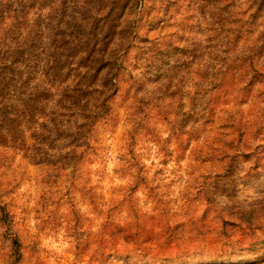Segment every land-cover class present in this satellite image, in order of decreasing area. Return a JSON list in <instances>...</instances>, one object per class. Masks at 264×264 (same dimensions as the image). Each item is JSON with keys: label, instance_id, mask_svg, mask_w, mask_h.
<instances>
[{"label": "rangeland", "instance_id": "obj_1", "mask_svg": "<svg viewBox=\"0 0 264 264\" xmlns=\"http://www.w3.org/2000/svg\"><path fill=\"white\" fill-rule=\"evenodd\" d=\"M80 1L30 4L11 44L12 105L25 112L45 86L70 87L51 98L62 107H91L77 88L100 87L99 70L118 84L116 122L98 126L81 172L72 112L49 140L24 118L0 140L22 264H264V20L250 25L249 0L214 19L196 1L130 4L92 55Z\"/></svg>", "mask_w": 264, "mask_h": 264}, {"label": "trees", "instance_id": "obj_2", "mask_svg": "<svg viewBox=\"0 0 264 264\" xmlns=\"http://www.w3.org/2000/svg\"><path fill=\"white\" fill-rule=\"evenodd\" d=\"M42 0H0V140L6 137H11L17 134V122L19 119L24 118L23 125L29 131L36 132V135L44 138L43 141L49 140L54 135V132L61 128L63 125L60 121V116L64 115L68 117V112H72L76 121V131L72 136L75 142V148L70 153V158L73 163V170L81 172L82 167L89 156H96V148L94 146V134L98 130V126L108 127L116 122L113 110V99L118 93V84L114 77L108 78V76L99 77V70L96 71V79H99L98 86H90L83 91L81 88H77V93H81V96L93 94L96 97L95 102L90 107L89 102L82 103L80 96L75 101L71 100L68 106L62 107L59 100L51 99L58 93V90L63 91L62 95L69 92L70 87L57 89L54 87L36 86L33 90L35 92L34 105H28L25 112L19 111L12 105L11 84L9 82L10 73L12 69V42L14 37L18 34L15 28L25 22L28 18V8L31 3L39 4ZM157 0H103V6L99 0H81L82 6L79 7L80 15L84 13L80 26L77 31L85 33L83 35L84 42L80 41L81 45L85 48L91 46L92 55L93 51L98 49V38L101 33L103 38L105 36L109 38L111 36V30L116 28V25L123 21L127 14H123L124 10L130 4L136 5L138 8L145 9L148 5ZM164 2L178 3L183 0H163ZM197 2V5L201 9L208 10L209 17L214 19L216 16V10L220 8V5L233 4L235 0H190V2ZM67 3V0H64ZM248 3V20L250 25L255 26L258 21L257 13L253 11V8L264 7V0H252ZM74 6V5H73ZM245 14L242 15L244 17ZM225 19V18H224ZM84 26V27H83ZM241 31V26L238 27ZM235 35V32H231V36ZM91 38L92 42L89 45L88 40ZM237 38V36H234ZM230 39V37L228 38ZM113 38H110V43ZM235 41V39H234ZM229 42V41H228ZM109 43V44H110ZM114 88L112 93L110 88ZM53 102L54 105L48 108L49 103ZM27 105V103H25ZM65 109V110H64ZM64 110V111H63ZM25 113V117L23 114ZM18 120V121H17ZM23 120V119H22ZM53 128V129H51ZM53 130V131H52ZM33 134V133H32ZM57 140V137H55ZM55 141V140H54ZM2 151V150H1ZM3 151L0 152V165L3 157ZM2 157V158H1ZM40 157V155H39ZM42 157V155H41ZM80 178V176H79ZM5 192L2 191V185L0 184V224L5 232L8 234L9 246L13 249L19 250L20 259H23L24 244L23 241L15 230V216L10 210V205L6 203ZM95 196V195H94ZM96 197V196H95ZM96 202V201H95ZM98 203L96 202L95 205ZM103 212L100 211L99 215ZM104 214V213H103ZM121 231V227L118 226ZM128 241V239H126Z\"/></svg>", "mask_w": 264, "mask_h": 264}, {"label": "clouds", "instance_id": "obj_3", "mask_svg": "<svg viewBox=\"0 0 264 264\" xmlns=\"http://www.w3.org/2000/svg\"><path fill=\"white\" fill-rule=\"evenodd\" d=\"M99 2L103 6V0H99ZM251 2L252 0H249V3ZM253 11L257 13L258 20H264V7L259 9L253 8ZM126 13H127V9L124 10L123 14ZM113 31L114 32L116 31L115 27ZM0 264H22L19 250L11 248L9 244H5L2 240H0ZM145 264H150V261L146 260Z\"/></svg>", "mask_w": 264, "mask_h": 264}]
</instances>
